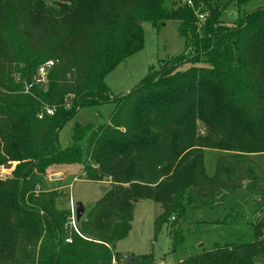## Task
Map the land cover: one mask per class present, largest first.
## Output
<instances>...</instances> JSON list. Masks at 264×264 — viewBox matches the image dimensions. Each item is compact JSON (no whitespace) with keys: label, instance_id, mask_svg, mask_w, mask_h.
<instances>
[{"label":"trees","instance_id":"1","mask_svg":"<svg viewBox=\"0 0 264 264\" xmlns=\"http://www.w3.org/2000/svg\"><path fill=\"white\" fill-rule=\"evenodd\" d=\"M251 1L0 0V172L12 163L0 173V264L264 259V221L252 240L216 243L177 262L157 263L153 252L127 261L116 251L132 230L136 201L162 205L156 235L176 214L168 228L175 251L186 241L179 220L207 185L238 184L228 168L227 181L221 172L209 177L204 150L264 153V5L244 10ZM233 8L238 15L227 22ZM169 20L180 22L184 52L128 94L112 95L107 75L145 47L141 22L160 30ZM48 60L55 62L48 78L36 80ZM109 102L116 107L107 124L77 123L72 145L60 148L66 122ZM72 164L82 165L84 178L110 183L77 221L80 233L69 227L70 199L47 187L48 174Z\"/></svg>","mask_w":264,"mask_h":264},{"label":"rangeland","instance_id":"2","mask_svg":"<svg viewBox=\"0 0 264 264\" xmlns=\"http://www.w3.org/2000/svg\"><path fill=\"white\" fill-rule=\"evenodd\" d=\"M260 5H264V0H252L243 9L251 11ZM234 9L225 14L227 22L237 17ZM179 25V21L169 20L158 30L151 22H142L145 47L125 59L106 77L112 95L128 94L151 70H159L164 60L184 52L185 39L179 32ZM115 107L113 102H109L82 108L59 130L60 148L65 149L72 145L73 131L77 123L96 127L105 125L110 121ZM233 155L232 152L204 150L203 165L207 175L212 178L221 172L220 178L227 181V174L223 171L228 168L229 172L234 173L233 182L238 184L232 189L217 182L207 185L206 193L196 201L197 208L189 210L187 220H179L186 236L182 247L174 251L168 234V228L176 220V214L171 216L169 223L156 235L155 220L162 211V205L145 199L136 202L132 230L125 239L117 243L116 251L129 256L153 252L157 263L177 262L190 254L212 249L216 243L252 240L254 226L259 221H264V153L248 154L241 158H234ZM8 170L3 167L1 172ZM57 171L48 174L47 187L62 192L63 200L70 199L67 206L74 200L75 203H83L85 211H89L103 197V189L110 187L107 180L84 178L80 164H72ZM52 174H60L62 177L51 179ZM257 264H264V259Z\"/></svg>","mask_w":264,"mask_h":264},{"label":"built area","instance_id":"3","mask_svg":"<svg viewBox=\"0 0 264 264\" xmlns=\"http://www.w3.org/2000/svg\"><path fill=\"white\" fill-rule=\"evenodd\" d=\"M54 65H55V62L53 60H48L47 62L42 64L38 69V72H37L35 79L38 81H41V82L45 81L48 78V74L50 72V69L53 68ZM47 114H50V115L53 114V110L48 109ZM39 117L41 118L42 116L40 115ZM75 204L76 203L74 201H72L70 204L71 216L69 218V227L74 229L76 232L80 233L78 231V228H77V217H76V206H75ZM67 241H70V239H68Z\"/></svg>","mask_w":264,"mask_h":264},{"label":"water","instance_id":"4","mask_svg":"<svg viewBox=\"0 0 264 264\" xmlns=\"http://www.w3.org/2000/svg\"><path fill=\"white\" fill-rule=\"evenodd\" d=\"M3 167L5 169H10V168H12V163H7ZM61 177H62V175H60V174H53L51 176V179H59ZM103 191H105V188L103 189ZM75 206H76V217H77V221H79L82 218V216L84 215L86 209L84 207V204L81 203V202H77L75 204ZM124 259L127 260V261H135L136 260L135 257L129 256V255H124Z\"/></svg>","mask_w":264,"mask_h":264},{"label":"crops","instance_id":"5","mask_svg":"<svg viewBox=\"0 0 264 264\" xmlns=\"http://www.w3.org/2000/svg\"><path fill=\"white\" fill-rule=\"evenodd\" d=\"M52 175H53V174H52ZM52 175H51V176H52ZM73 201H74V200H73ZM74 202H75V201H74Z\"/></svg>","mask_w":264,"mask_h":264}]
</instances>
